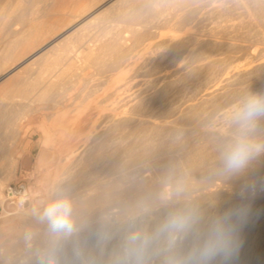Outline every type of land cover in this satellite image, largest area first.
I'll list each match as a JSON object with an SVG mask.
<instances>
[{"label":"bare ground","instance_id":"bare-ground-1","mask_svg":"<svg viewBox=\"0 0 264 264\" xmlns=\"http://www.w3.org/2000/svg\"><path fill=\"white\" fill-rule=\"evenodd\" d=\"M71 1L49 3L28 17L35 0H0V72L11 76L0 85V264H42L49 254L56 264H118L121 239L134 229L154 231L177 208L195 207L208 220L241 205L249 211L238 229V253L213 264H264V176L254 185L242 182L264 168V153L239 174L224 173L219 159L235 132L229 110L247 93L264 94V56L234 57L264 45V0H74L73 21L54 41L94 15L122 22L138 44L171 21L167 11L181 12L171 14L175 34L161 50L139 59L141 72L153 78L137 88L117 72L130 65L123 29L80 42L81 56H68L65 46L59 54L46 51L52 42L29 53L67 22L60 7ZM193 1L200 4L182 10ZM54 15L57 24L43 20ZM87 67L102 82L71 97L63 86ZM49 68L58 69L54 82L42 79ZM253 135L264 141V118ZM33 136L37 143L24 154ZM35 150L33 181L10 188ZM178 181L184 191L176 196ZM118 182L125 186L115 191ZM117 193L121 199L113 198ZM166 193L171 198L163 203ZM58 196L73 205L69 236L53 237L34 211Z\"/></svg>","mask_w":264,"mask_h":264},{"label":"clouds","instance_id":"clouds-1","mask_svg":"<svg viewBox=\"0 0 264 264\" xmlns=\"http://www.w3.org/2000/svg\"><path fill=\"white\" fill-rule=\"evenodd\" d=\"M262 118L264 94L261 93L245 94L229 110L228 122L235 126V132L221 146L219 159L224 173H242L253 158L264 153V141L253 135ZM183 191V182L178 181L173 193L179 196ZM171 194L163 195L162 202L167 203ZM34 211L53 237L69 236L75 231L73 205L65 196L51 199ZM248 211L247 206L241 205L204 220L195 207L177 208L154 231L129 232L118 264H143L145 254L154 246H159L162 264H213L218 258L229 261L238 253V229ZM187 238H191V245L183 249L180 242ZM42 264H56L55 255H47Z\"/></svg>","mask_w":264,"mask_h":264},{"label":"rangeland","instance_id":"rangeland-1","mask_svg":"<svg viewBox=\"0 0 264 264\" xmlns=\"http://www.w3.org/2000/svg\"><path fill=\"white\" fill-rule=\"evenodd\" d=\"M36 2H34L33 3V5H32V7H31V9H30V11L29 12H27V16L28 17H36V16H39L41 13V10H42V8L44 7V5L46 6L47 4L48 5H50L51 3H52V5L53 4H55V5H61L62 4V2L64 1V0H56L57 2H54L53 0H45V3H44V0H35ZM50 1V2H49ZM102 1H106V0H100V2H102ZM118 1H120V0H118ZM47 2V3H46ZM59 2V3H58ZM74 0L73 1H71V3L69 2V3H65V5L62 7H60V9L61 8H63L65 11H63L62 13L64 14H62L61 16H63V17H65L64 19L68 22H66V23H63L62 25V27H60L59 29H56L55 30V32H54V36H50L49 38L47 37L46 39H45V41L44 42H42V44H39V46H36L35 47V49L33 50H31L29 53H33L36 49H38L41 45H45V44H47V43H50V42H52L49 46H48V48H46V51L48 50V51H50L51 53H55V50H57L58 51V49H61L63 46H65L66 48H68V56H81L80 54H79V51H80V47L79 46H81L82 44L81 43H90V42H96V40L97 39H100L101 37H103L104 35H106V36H111V35H113V33L115 34L116 32H119V31H122V29H123V31H124V35H126V37H127V41H126V47L128 48V56H129V59H128V63L130 64L129 66H127V67H120L119 69H118V71L117 72H121L122 73V77H123V80H125V81H127L128 83H130L131 84V86L132 87H134L135 85H136V88L137 87H141V85L143 86V82L145 81V80H148L149 78L151 79V78H153V75H145V74H143L142 72H141V70L139 69L140 68V62H142L141 60L146 56V55H148V54H150V53H153V52H156V50L157 51H159V50H161V48H162V46H161V43H162V41H164V40H167L168 39V37L170 36V35H174L175 34V25H174V22H175V19H173V18H176V16L177 15H179V14H181V12L180 11H178V13L177 12H175L174 10H170L169 12L167 11V16L169 17L170 16V20L171 21H169V22H167V23H165V24H160V26L158 27V28H154V29H152L151 31L153 32V33H151L150 34V36L149 37H145L142 41H140V42H138V44H136L137 42H134L129 36V33H128V31H127V29H126V26H125V24H123L122 22H119L118 21V23H117V21H113V19L112 20H105V21H103V22H99L98 21V19H92V17L94 16H91V18H89V19H87V20H85L84 22H82V23H80L77 27L78 28H75L74 30H72L71 32H69V33H67V34H65V35H63L61 38H59V39H57V40H55L54 41V39L57 37V36H59L60 34H62L66 29H67V27H68V25L71 23V21H73V19H72V17H69L70 15H71V13H73V10H74ZM193 2H195V3H192V2H190V4H192L191 6H190V4H188V5H186V7H184L182 10L184 11H186V10H188V9H192V8H194V7H197L199 4H200V2H196V1H193ZM50 3V4H49ZM61 3V4H60ZM35 4V5H34ZM73 4V5H72ZM108 6L109 5H111V2L109 3V4H107ZM106 5V6H107ZM105 6V7H106ZM107 6V7H108ZM105 7H103V8H101L98 12H96V13H101V11H103V9H105ZM106 7V8H107ZM67 9V10H66ZM110 9V10H109ZM109 9H107V14L109 13V11L111 12V13H114V8H109ZM112 9V10H111ZM39 10V11H38ZM31 11H32V13H31ZM175 12V13H174ZM180 12V13H179ZM95 13V14H96ZM170 13V14H169ZM77 14H79V13H77ZM171 14H173V15H176V16H172ZM69 15V16H68ZM59 16V15H58ZM67 17H68V19H70V21L67 19ZM56 18V19H55ZM174 20H172V19ZM44 19H46V20H44ZM48 19V20H47ZM57 19H58V17L57 16H53V19H52V17L51 18H49V17H44L43 18V20L44 21H48L49 22V20H50V22L51 23H54V24H57ZM54 21V22H53ZM109 21H111V22H109ZM49 22V23H50ZM172 22V23H171ZM19 23V24H18ZM18 23H16V25H15V27L17 28V29H20L21 27H22V23L21 22H18ZM66 25H67V27H66ZM84 25V26H83ZM88 25V26H87ZM106 25V26H105ZM108 25V26H107ZM112 26V27H111ZM121 27V28H120ZM64 28V29H63ZM86 28V29H85ZM102 28V29H101ZM113 28V29H112ZM172 28V29H171ZM209 28V27H208ZM104 29V30H103ZM119 29V30H118ZM199 27H193L190 31H192L193 33L196 31V33L199 31ZM59 30V31H58ZM102 30V31H101ZM200 30H202V28L200 29ZM115 31V32H114ZM110 32V33H109ZM57 33V34H56ZM82 33V34H81ZM109 33V34H108ZM78 34V35H77ZM78 36V37H77ZM96 36H97V39L96 40H94L95 38H96ZM52 37V38H51ZM77 37V38H76ZM81 37V38H80ZM94 38V39H92V38ZM78 38H80V39H78ZM82 39V40H81ZM85 39V40H84ZM90 39H92V40H90ZM47 40V41H46ZM75 40V41H74ZM78 40V41H77ZM54 41V42H53ZM60 41H62V43L60 42ZM73 41V42H72ZM84 41V42H83ZM81 42V43H80ZM72 43V44H71ZM133 43V44H132ZM58 44V45H57ZM63 44V45H62ZM130 44H131V46H134V47H131L130 46ZM56 45V46H55ZM160 45V46H159ZM159 46V47H158ZM133 48V49H132ZM157 48V49H156ZM262 48V49H261ZM56 51V53L57 54H59V51L57 52ZM75 51V52H74ZM150 51V52H149ZM153 51V52H152ZM73 52L76 54H73ZM148 53V54H147ZM248 53V54H247ZM246 54H243V55H241V54H238L237 56H234V57H238V59L239 60H244L245 59V56H246V59H249V58H255V57H260L261 56V54H262V56H264V45H259V44H257V45H254L248 52H247ZM250 53V54H249ZM50 55V54H49ZM145 55V56H144ZM241 55V56H240ZM248 55V56H247ZM1 56V55H0ZM131 56V57H130ZM255 56V57H254ZM133 57V58H132ZM240 57V58H239ZM242 58V59H241ZM139 59H141V60H139ZM80 62V63H79ZM75 63H76V65L78 66V68H81V69H83V67H81L82 65H83V63H81V61H75ZM82 64V65H81ZM127 64V63H126ZM8 69V68H7ZM50 70H55V72L53 73L52 71H50ZM57 70L58 69H53V68H49L47 71H46V73L44 72L43 74H42V79H46L47 78V80H50V82H54V80L56 81L57 80V78H56V75L58 74V72H57ZM48 71H50L49 73H48ZM53 74H52V73ZM81 72V73H80ZM89 74H88V73ZM94 72H96V73H94ZM13 72H11V74H12ZM15 73V72H14ZM50 73H51V75L53 76H49L50 75ZM79 73H80V77L76 80V79H74L75 80V82H73V83H71V84H69V85H66V86H63V88L65 89V90H67V92L69 93L68 95H70L71 97H73L74 95V93H77V91H78V89L79 90H81L84 86H88V87H92L91 85H93L94 86V84L96 83L97 85L99 84V83H101L102 81H100V79H101V75H99V77H100V79H98L99 77H97L96 76V74H97V71H94V69H92V68H90V67H87V68H85L84 70H82V71H79ZM87 76H86V75ZM49 77H48V76ZM143 75V76H142ZM46 78H45V77ZM55 76V77H54ZM83 76H84V78H83ZM91 77V78H89V77ZM94 76V77H93ZM9 77H11L10 76V74H8L7 72H6V70H4V71H1L0 72V85H2V84H4L8 79H9ZM57 77H58V75H57ZM81 77H82V79H81ZM88 78V79H87ZM93 78V79H92ZM97 78V79H96ZM103 78V77H102ZM53 79V80H52ZM84 79L86 80V81H84ZM91 79V80H90ZM94 79H96L97 80V82H95L96 80H94ZM52 80V81H51ZM101 80H103V79H101ZM3 81V82H2ZM94 81V82H93ZM77 82V83H76ZM89 82V83H88ZM124 82V81H123ZM80 83V84H79ZM92 83V84H91ZM89 84V85H88ZM95 84V85H96ZM74 88V89H73ZM76 95V94H75ZM69 105L71 104V102H69L68 103ZM73 105H75V103H73L72 104V106ZM71 108V107H70ZM31 127H35V129H37V125L35 124V123H32L31 124ZM26 139H27V137H25ZM23 139L22 141L20 140H18V142H16V144H17V149H20L21 147H22V145H23V143H24V141L26 140V139ZM37 143V137H35V136H33L31 139H28V146H27V148L25 149V151H24V154L27 152V150H28V148H29V146L31 145V144H36ZM35 152V153H34ZM33 153H32V156L30 157V159H29V167L25 170V171H23L21 174H17L12 180H11V182H9V187L10 188H12V189H17V190H19L20 188H22V186H28V184L30 185V183L33 181V176H34V172H33V168H34V160H33V155H35L36 153H37V150H35ZM24 154H23V156H24ZM21 159V158H20ZM22 175V176H21ZM21 176V177H20ZM262 176H264V168L263 169H261L255 176H252L251 178H244V180L242 181L243 183H250L251 185H254L256 182H257V180L258 179H260ZM245 181V182H244ZM125 186V184H121V183H116V188L114 189L115 191H120L121 190V188L122 187H124ZM170 185H169V183L168 184H166V186H165V188L166 187H169ZM167 189H169V188H167ZM113 198H116V199H121V194L120 193H117V194H115V195H113ZM225 211H227V210H223L222 212H220V214L219 215H222ZM213 214V213H212ZM213 215H217V214H213ZM250 217L251 218H254L255 217V214L254 213H252V214H250ZM135 230H138V229H134L133 231H135ZM4 239V238H3ZM3 239L2 240H0V241H3ZM190 241H191V238L189 239V238H187V239H184L183 241H181L180 243H181V247L183 248V249H187L188 247H189V245H190ZM124 239H121V245H120V247H122L121 249H122V251H123V247H124ZM2 248V249H1ZM0 248V255H2V254H4V252H5V249H4V247H1ZM1 264H8V262L6 261V260H3L2 262H1ZM143 264H162V256H161V254L159 253V251H158V248H155V246L152 248V249H150L146 254H145V256H144V258H143Z\"/></svg>","mask_w":264,"mask_h":264}]
</instances>
